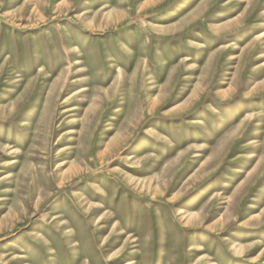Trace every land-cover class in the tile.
Listing matches in <instances>:
<instances>
[{
    "label": "rangeland",
    "instance_id": "374dc122",
    "mask_svg": "<svg viewBox=\"0 0 264 264\" xmlns=\"http://www.w3.org/2000/svg\"><path fill=\"white\" fill-rule=\"evenodd\" d=\"M0 264H264V0H0Z\"/></svg>",
    "mask_w": 264,
    "mask_h": 264
}]
</instances>
